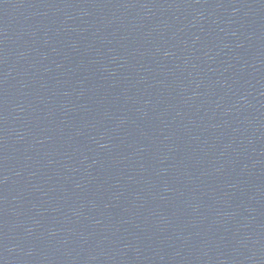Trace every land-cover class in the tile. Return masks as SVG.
Returning a JSON list of instances; mask_svg holds the SVG:
<instances>
[{
	"label": "water",
	"instance_id": "water-1",
	"mask_svg": "<svg viewBox=\"0 0 264 264\" xmlns=\"http://www.w3.org/2000/svg\"><path fill=\"white\" fill-rule=\"evenodd\" d=\"M0 264H264V0H0Z\"/></svg>",
	"mask_w": 264,
	"mask_h": 264
}]
</instances>
